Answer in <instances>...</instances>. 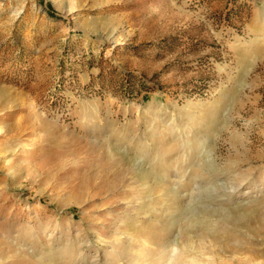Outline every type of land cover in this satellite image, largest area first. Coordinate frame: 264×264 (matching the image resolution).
<instances>
[{
	"label": "rangeland",
	"instance_id": "1",
	"mask_svg": "<svg viewBox=\"0 0 264 264\" xmlns=\"http://www.w3.org/2000/svg\"><path fill=\"white\" fill-rule=\"evenodd\" d=\"M0 210V264H264V0H0Z\"/></svg>",
	"mask_w": 264,
	"mask_h": 264
},
{
	"label": "bare ground",
	"instance_id": "2",
	"mask_svg": "<svg viewBox=\"0 0 264 264\" xmlns=\"http://www.w3.org/2000/svg\"><path fill=\"white\" fill-rule=\"evenodd\" d=\"M176 107V106H175ZM174 113H175V111H174ZM178 113V112H177ZM41 117V116H40ZM169 123H170V120H169ZM168 124V123H167ZM166 124V125H167ZM32 137V136H31ZM30 138V137H29ZM32 139V138H31ZM31 139H29L30 141H31ZM32 142V141H31ZM14 149V148H13ZM201 149V148H200ZM24 152V151H23ZM23 154V153H22ZM26 154V153H25ZM237 167V166H236ZM233 168V167H232ZM233 171V170H232ZM229 173V172H228ZM233 174V173H232ZM236 174V173H235ZM233 174V176H234V179H235V182L230 186L231 188H232V190H234L235 188H237V187H239V186H241L242 185V181L245 179L244 178V176L243 175H241V174ZM245 175V174H244ZM248 175V174H247ZM231 180V179H230ZM156 184V183H155ZM222 185V184H221ZM150 187H151V185H150ZM152 187H153V185H152ZM154 187H155V185H154ZM223 187V186H222ZM147 188H149V186L147 187ZM153 189H155V188H153ZM222 189V188H221ZM230 189V188H229ZM224 190H225V188H224ZM232 194V193H231ZM239 201V200H238ZM237 201V202H238ZM248 202V201H247ZM190 203V202H189ZM243 203H245V202H243ZM2 207V206H1ZM3 208V207H2ZM129 208V207H128ZM241 208V207H240ZM234 209V208H233ZM237 209H238V207H237ZM11 210V209H10ZM129 210V209H128ZM1 211V210H0ZM114 212V211H113ZM1 213V212H0ZM115 213H116V211H115ZM183 214V213H182ZM7 216V215H6ZM6 220H7V218H6ZM116 220H120L121 221V218H120V216H118L117 217V219ZM119 224H121V223H119ZM18 225V224H17ZM123 225V224H122ZM122 225L120 226L121 228H122ZM1 226V225H0ZM9 226V225H8ZM45 226V225H44ZM31 227H32V225H31ZM8 228V227H7ZM29 228V227H28ZM69 229V228H68ZM121 230V229H120ZM70 231V230H69ZM119 231V230H118ZM39 232V231H38ZM68 232V231H67ZM121 233H123V232H121ZM125 233V232H124ZM69 234V233H68ZM71 234V233H70ZM78 234V233H77ZM77 234H75L76 236H77ZM80 234V233H79ZM78 234V235H79ZM43 235V234H42ZM50 235V234H49ZM10 236V235H9ZM86 236V235H85ZM61 237V236H60ZM84 237V236H83ZM14 238H16V237H14ZM49 238V237H48ZM51 238H52V236H51ZM81 238V237H80ZM70 239V238H69ZM83 239V238H82ZM85 239V238H84ZM119 239H120V237H119ZM119 239H117V238H115V239H110V240H108V241H106L107 243H109L111 246H115V245H119V243H120V240ZM22 240V239H21ZM38 240V239H37ZM65 240V239H64ZM72 240V239H71ZM123 240H126V238L125 239H123V237H122V239H121V242H123ZM170 240V239H169ZM172 240V239H171ZM13 241V240H12ZM48 241H49V239H48ZM76 241H78L77 240V238H76ZM177 241V240H176ZM74 242V241H73ZM17 243V242H16ZM55 243V242H54ZM72 243V242H71ZM81 243H82V241H81ZM81 243H79V244H81ZM167 243V242H166ZM174 243V242H173ZM188 243H189V246H190V248L191 249H195V246H194V242L192 243V241H188ZM191 243V244H190ZM15 244V243H14ZM28 244V243H27ZM49 244V243H48ZM65 244H66V242H65ZM84 244H86V243H84ZM178 244V243H177ZM24 245V244H23ZM60 245V244H59ZM120 245H122V244H120ZM17 246V245H16ZM26 248H28L29 249V247H27V245L25 244L24 245ZM66 246V245H65ZM67 246H68V244H67ZM90 246H91V244H90ZM130 246V245H129ZM164 246H166V245H164ZM24 247V249H26ZM78 247V246H77ZM79 247H80V245H79ZM78 247V248H79ZM120 248V247H119ZM184 248V247H183ZM188 248V247H187ZM22 249V248H21ZM52 249V248H51ZM166 249V248H165ZM168 249V248H167ZM166 249V250H167ZM175 249V248H174ZM189 249V248H188ZM45 250V249H44ZM47 250V249H46ZM81 250V249H80ZM115 250V249H114ZM123 250V249H122ZM170 250V249H169ZM168 250V251H169ZM67 251H68V253H70V251L69 250H63L62 252L63 253H67ZM88 251V250H87ZM125 251V250H124ZM128 251H130V250H128ZM191 251V250H190ZM78 253H77V255H76V257H73L72 258V256L71 255H64V256H62L61 257V259H65V260H67L66 262H72V263H74V264H80V263H83V261H84V259H85V257L87 256V255H85V254H83V252H80V251H77ZM115 252L118 254V252L115 250ZM122 252V251H121ZM126 252V251H125ZM92 254V253H91ZM119 254H121V253H119ZM27 255V254H26ZM42 255V254H41ZM41 255H39V256H41ZM127 255L128 254H125V256L124 257H127ZM109 256V255H108ZM136 256V255H135ZM171 256V255H170ZM179 256H181V254H179ZM178 256V257H179ZM28 257V256H27ZM88 257V256H87ZM92 257V256H91ZM136 258V257H135ZM143 258H145L146 259V255L143 257ZM170 257L169 256H167L166 255V253L164 252V250H162V253L159 255V256H157V260H156V263L155 264H165V263H167V261H168V259H169ZM87 260H88V258H87ZM94 260V259H93ZM136 261H137V259H135ZM134 260V261H135ZM133 261V262H134ZM177 261V260H176ZM130 261H128V263H129ZM8 263H10V262H8ZM3 264V263H2ZM176 264H177V262H176Z\"/></svg>",
	"mask_w": 264,
	"mask_h": 264
},
{
	"label": "trees",
	"instance_id": "3",
	"mask_svg": "<svg viewBox=\"0 0 264 264\" xmlns=\"http://www.w3.org/2000/svg\"><path fill=\"white\" fill-rule=\"evenodd\" d=\"M47 7H48V10H49L50 12L54 13V11L52 10V7H51V5H50V4H49V5H47Z\"/></svg>",
	"mask_w": 264,
	"mask_h": 264
}]
</instances>
